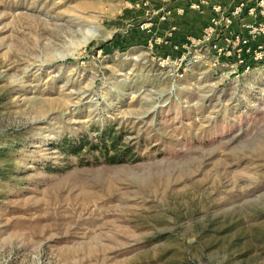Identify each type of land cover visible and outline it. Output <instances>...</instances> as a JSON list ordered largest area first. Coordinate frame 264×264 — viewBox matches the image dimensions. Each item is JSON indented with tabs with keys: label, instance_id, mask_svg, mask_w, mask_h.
<instances>
[{
	"label": "rangeland",
	"instance_id": "1",
	"mask_svg": "<svg viewBox=\"0 0 264 264\" xmlns=\"http://www.w3.org/2000/svg\"><path fill=\"white\" fill-rule=\"evenodd\" d=\"M188 1L0 0V264H264V6ZM107 125L140 160L47 172Z\"/></svg>",
	"mask_w": 264,
	"mask_h": 264
},
{
	"label": "trees",
	"instance_id": "2",
	"mask_svg": "<svg viewBox=\"0 0 264 264\" xmlns=\"http://www.w3.org/2000/svg\"><path fill=\"white\" fill-rule=\"evenodd\" d=\"M93 136L79 133L63 136L52 146L60 158L44 165L47 172L61 173L72 167L120 164L140 160V156L130 144H121L123 136L114 130L113 125L92 129ZM7 172L0 169V179L8 178Z\"/></svg>",
	"mask_w": 264,
	"mask_h": 264
},
{
	"label": "built area",
	"instance_id": "3",
	"mask_svg": "<svg viewBox=\"0 0 264 264\" xmlns=\"http://www.w3.org/2000/svg\"><path fill=\"white\" fill-rule=\"evenodd\" d=\"M249 1L251 0H189L185 3V6L195 11H202L204 8L209 9L211 17L204 27V34L208 35L222 22L227 26V24L231 23L237 16L253 15L256 6H252L251 3L247 5ZM258 4L259 6H264V0H261ZM185 6H177L174 12L177 14L184 13ZM165 13L168 15L170 11L167 10ZM162 18L164 19V16H162ZM236 39L238 42L240 40L244 41V39H240L239 36H237ZM174 48H178L177 45L174 46Z\"/></svg>",
	"mask_w": 264,
	"mask_h": 264
},
{
	"label": "crops",
	"instance_id": "4",
	"mask_svg": "<svg viewBox=\"0 0 264 264\" xmlns=\"http://www.w3.org/2000/svg\"><path fill=\"white\" fill-rule=\"evenodd\" d=\"M192 15L191 16H187L189 17L190 19H187V17H182L180 20H179V24L178 26L181 28L182 30V34L186 37L187 34L189 33L190 35L192 36H195V19L197 18L195 16V13H191ZM197 25L199 26V22L197 23ZM179 30V29H178ZM186 34V35H185ZM181 35V34H179Z\"/></svg>",
	"mask_w": 264,
	"mask_h": 264
}]
</instances>
